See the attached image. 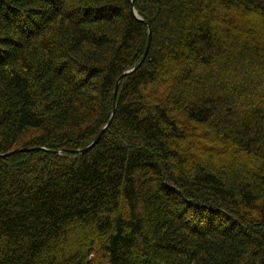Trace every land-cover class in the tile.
Instances as JSON below:
<instances>
[{
	"label": "trees",
	"instance_id": "obj_1",
	"mask_svg": "<svg viewBox=\"0 0 264 264\" xmlns=\"http://www.w3.org/2000/svg\"><path fill=\"white\" fill-rule=\"evenodd\" d=\"M134 9L0 0V264H264V0Z\"/></svg>",
	"mask_w": 264,
	"mask_h": 264
},
{
	"label": "water",
	"instance_id": "obj_2",
	"mask_svg": "<svg viewBox=\"0 0 264 264\" xmlns=\"http://www.w3.org/2000/svg\"><path fill=\"white\" fill-rule=\"evenodd\" d=\"M134 1L135 0H131V7H132V10H133V13H134L136 19L139 20V21H141V22H143V23H145L146 26L149 29L148 47H147V51H146V54H145V57H146L147 54H148L149 48L151 46V42H152V29H151V26H150V24L148 22H144L142 19H140L138 17V15H137V13H136V11L134 9ZM145 57H144V60H145ZM144 60H143V62H144ZM143 62L140 65H138V67H136L134 70L128 72L127 74H131V73L135 72L136 70H138L141 67V65L143 64ZM120 82L121 81L118 82V84L116 86L115 93H114V113H113L112 119H113V117L115 115L116 98H117V94H118V91H119ZM112 119H111L110 123H108V125L102 130V132L100 133L99 137L88 148H86L84 150H80V151H68V152L67 151L66 152L65 151H60V152H56V154H58V155H60L62 153H67V154L70 153V154H76V155H84V154H86L89 150H91L93 147H95L98 144V142L100 141V139L103 137V135L105 134V132L108 130V128H109V126H110V124L112 122ZM26 151H27L26 149H18L17 151H14L12 154H17V153L26 152ZM9 156L10 155H0V158H6V157H9Z\"/></svg>",
	"mask_w": 264,
	"mask_h": 264
}]
</instances>
